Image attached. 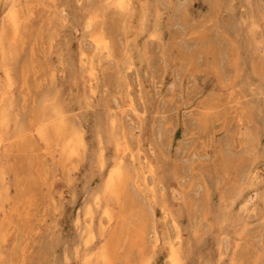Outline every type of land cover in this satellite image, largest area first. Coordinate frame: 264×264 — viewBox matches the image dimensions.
<instances>
[{
	"label": "rangeland",
	"instance_id": "obj_1",
	"mask_svg": "<svg viewBox=\"0 0 264 264\" xmlns=\"http://www.w3.org/2000/svg\"><path fill=\"white\" fill-rule=\"evenodd\" d=\"M0 264H264V0H0Z\"/></svg>",
	"mask_w": 264,
	"mask_h": 264
},
{
	"label": "bare ground",
	"instance_id": "obj_2",
	"mask_svg": "<svg viewBox=\"0 0 264 264\" xmlns=\"http://www.w3.org/2000/svg\"><path fill=\"white\" fill-rule=\"evenodd\" d=\"M125 5V4H124ZM69 143H71L70 141H69ZM64 146V145H63ZM117 178V177H116ZM115 179V178H114ZM113 178H112V180H114ZM116 181H118V180H116ZM110 182V181H109ZM111 184V183H110ZM112 184H114V183H112ZM110 186H112V185H110ZM116 187V186H115ZM116 195V194H115Z\"/></svg>",
	"mask_w": 264,
	"mask_h": 264
}]
</instances>
